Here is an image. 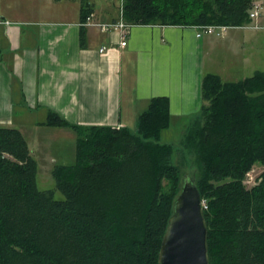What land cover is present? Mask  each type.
<instances>
[{"label": "trees", "instance_id": "1", "mask_svg": "<svg viewBox=\"0 0 264 264\" xmlns=\"http://www.w3.org/2000/svg\"><path fill=\"white\" fill-rule=\"evenodd\" d=\"M253 3L122 0L121 16L130 25L237 28L252 23ZM201 89L200 116L176 145L160 140L170 126L164 97L149 101L135 132L70 125L49 111L46 125L76 138L75 162L51 171L62 200L38 188L23 133L0 125V264H158L181 190L174 154L190 157L185 174L205 202L209 264H264V71L236 82L206 74Z\"/></svg>", "mask_w": 264, "mask_h": 264}, {"label": "crops", "instance_id": "2", "mask_svg": "<svg viewBox=\"0 0 264 264\" xmlns=\"http://www.w3.org/2000/svg\"><path fill=\"white\" fill-rule=\"evenodd\" d=\"M121 12L122 0H0V125L15 128V110L37 114L43 151L44 134L53 128L46 125L49 111L70 125L135 132L149 101L164 97L170 115L166 130L182 126L183 137L200 116L202 78L215 74L207 70L205 55L216 42L209 35L197 37L195 27L132 25L121 46L119 30L95 25L117 22ZM263 17L254 24L264 29ZM256 57L254 51V58L235 70L251 65L257 71ZM56 129L58 137L72 132ZM38 155L33 157L38 166L48 165ZM74 162L51 160L52 168Z\"/></svg>", "mask_w": 264, "mask_h": 264}, {"label": "rangeland", "instance_id": "3", "mask_svg": "<svg viewBox=\"0 0 264 264\" xmlns=\"http://www.w3.org/2000/svg\"><path fill=\"white\" fill-rule=\"evenodd\" d=\"M255 2L264 4V0H256ZM253 24L254 22L248 25L249 27L245 28H229L225 35H229V39L227 41L223 39V36H217L215 34L209 35V37H212L216 42L214 44L211 43L209 47L206 48V68L209 72L219 74L220 78L225 82H236L246 77L252 76L254 71L251 70V65L247 66L245 70L235 69L237 65H246L247 61H251L254 58V51L256 52L257 56V61H253V63H256V70L264 71V29H254L252 28L254 26ZM233 33L235 36H230ZM255 39L257 40L256 45L255 43H252V40L255 41ZM251 50L253 52L252 56L249 55V51ZM14 114L18 119H15V124L13 126L15 128H20L26 135V139L29 140L28 145L32 157L40 158L38 154H43V159L49 162L48 165L40 164L38 166V188L42 191L55 190V181L51 173L53 169L51 160H57L58 164L62 163L64 160L66 162H74V158L73 161H71L70 152L75 146V134L69 130H66L69 132H66L65 137H58L54 135L58 130L56 129L57 127H53L54 129L49 128V132L44 134L47 136V141H43V144L45 143L44 145H46L45 149L40 151V145L42 143L37 141L36 137H38V130H43H40V126L35 124L39 118L38 115L32 113L25 115V113L23 114L22 110H15ZM183 132L184 129L182 126L172 125L170 129L161 133L160 140L165 143L176 145L183 138L181 136ZM32 139L35 140L32 141ZM179 156V154H174L173 164L177 165L180 169L182 186L184 181L183 177L190 174L188 172L190 168L187 166V162H189L190 157L185 155V162H182L181 157ZM182 163L186 165V167H184ZM255 169L256 170L254 171L253 175L256 179L262 167L256 165ZM186 172L189 174H185ZM183 174L184 176L182 177ZM54 198L57 200H62L64 196L55 190Z\"/></svg>", "mask_w": 264, "mask_h": 264}, {"label": "water", "instance_id": "4", "mask_svg": "<svg viewBox=\"0 0 264 264\" xmlns=\"http://www.w3.org/2000/svg\"><path fill=\"white\" fill-rule=\"evenodd\" d=\"M158 264H209L207 225L195 179L184 176L173 204L158 257Z\"/></svg>", "mask_w": 264, "mask_h": 264}, {"label": "built area", "instance_id": "5", "mask_svg": "<svg viewBox=\"0 0 264 264\" xmlns=\"http://www.w3.org/2000/svg\"><path fill=\"white\" fill-rule=\"evenodd\" d=\"M262 15H264V4L259 3V2L253 3L251 9L249 10V18L252 21V23L254 21H256ZM95 25L99 26L103 31H106V30L108 31L110 29L119 30L121 32V35H122V41L120 43L121 46L126 45L125 39H126L127 31L132 26V25L126 23L125 21H123L122 19H120L117 22L110 23V24L97 23ZM253 25L254 26L252 28H254V29H263L260 26H257L255 24H253ZM245 27H249V26L245 25V26L237 27V28H245ZM229 28L230 27H227V26H213V25H211V26H200L198 28L195 27V29L197 31V33H196L197 37H202L203 35H210V34H215L217 36H224ZM255 170L256 169L251 170L246 175V179H245L244 183L248 187H251V186L256 184V179L253 175ZM250 184H252V185H250ZM202 207L205 208V202L203 200H202Z\"/></svg>", "mask_w": 264, "mask_h": 264}, {"label": "bare ground", "instance_id": "6", "mask_svg": "<svg viewBox=\"0 0 264 264\" xmlns=\"http://www.w3.org/2000/svg\"><path fill=\"white\" fill-rule=\"evenodd\" d=\"M224 26V25H223Z\"/></svg>", "mask_w": 264, "mask_h": 264}]
</instances>
